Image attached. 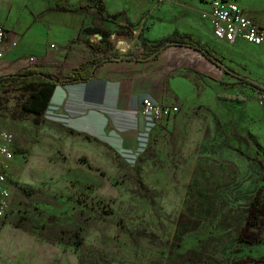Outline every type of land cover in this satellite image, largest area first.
Wrapping results in <instances>:
<instances>
[{
    "label": "rangeland",
    "instance_id": "1",
    "mask_svg": "<svg viewBox=\"0 0 264 264\" xmlns=\"http://www.w3.org/2000/svg\"><path fill=\"white\" fill-rule=\"evenodd\" d=\"M90 1L120 37L130 33L124 18L140 22L155 5L184 12L192 0ZM212 50L264 86V55L241 43ZM242 85L223 78L204 104L179 107L133 164L110 146L40 125L21 111L20 93L0 91V134L14 147L0 264H155L148 253L165 254V264H264V112ZM68 228L80 231V247L54 239Z\"/></svg>",
    "mask_w": 264,
    "mask_h": 264
},
{
    "label": "crops",
    "instance_id": "2",
    "mask_svg": "<svg viewBox=\"0 0 264 264\" xmlns=\"http://www.w3.org/2000/svg\"><path fill=\"white\" fill-rule=\"evenodd\" d=\"M210 1L192 0L190 8L184 12L172 7L152 6L140 22L124 18L120 23H129L131 31L119 37L112 29L114 24L103 21L98 5L90 0H0V28L4 32L0 44L3 53L0 77L26 68L30 58L36 60L39 69L67 75L94 57L112 54L142 57L139 51L143 40L154 41L173 33L191 35L194 41L209 48L223 63L228 61L221 57V53H217L220 56L215 54L213 48L218 51L223 46L230 50L236 43H241L242 48L248 47L252 52L264 55V45H252L242 39L229 45L214 38L208 20L201 18V12L209 9ZM232 1L240 5L246 17L264 27L263 0V4ZM82 2H91L93 6L75 11L56 8L59 4L76 7ZM153 20L155 22L149 26L144 25ZM93 26L106 35L85 31ZM114 41H120V44L116 45ZM229 76L232 75L189 47H167L153 60L105 61L96 68L88 82L56 86L39 122L40 125L51 122L67 137L87 138L110 146L118 153L130 151L136 145L139 106L143 97L160 104L175 105L178 110L179 107L188 109L204 104L207 87H216ZM240 90L253 97L250 85L243 83ZM174 116L158 127L167 126ZM145 257L155 264H165L163 253H148Z\"/></svg>",
    "mask_w": 264,
    "mask_h": 264
},
{
    "label": "trees",
    "instance_id": "3",
    "mask_svg": "<svg viewBox=\"0 0 264 264\" xmlns=\"http://www.w3.org/2000/svg\"><path fill=\"white\" fill-rule=\"evenodd\" d=\"M92 6L93 4L91 2H82L76 7H67V5L59 4L56 8L66 11H75L78 9L85 10L91 8ZM100 9L101 8L97 6L98 13H100ZM85 31L105 34L97 26L88 27L85 29ZM170 46L193 48V50L199 51L202 55L208 58L209 62L224 70L226 74L236 76L240 82L250 85L251 88L264 90L263 85H260L244 76H240L239 73H236L232 68L226 66L225 63L222 62L221 58L216 57L209 50V48H206L200 45L199 42L194 41L191 35H180L178 33H173L172 35L163 38L161 37L154 41L143 40L141 45L142 57L132 54L128 55L127 57H121L113 54L102 58L94 57L86 63L76 67L73 72H70L67 75L51 73L46 69H33L32 67L27 66L19 72L1 76L0 91H16L20 93L22 96V102H20L21 111L23 113H28L35 116L37 118L36 120H38L46 111L47 105L50 102L51 95L56 86L61 84L68 85L79 82H88L92 78L93 72H95L96 68H98L105 61H118L122 59L137 60L138 58L153 60L158 57L160 52ZM10 190L12 195V185L10 186ZM19 191L29 197L34 194L33 190L26 187L19 188ZM258 205L259 203L257 202V198L254 199L250 205L251 214L254 216V221H251L253 226L256 225V221H258L260 218ZM79 232L80 231L76 228L62 229L61 231L59 230L54 233V239L59 243H69L78 248L83 244V238L80 236Z\"/></svg>",
    "mask_w": 264,
    "mask_h": 264
},
{
    "label": "built area",
    "instance_id": "4",
    "mask_svg": "<svg viewBox=\"0 0 264 264\" xmlns=\"http://www.w3.org/2000/svg\"><path fill=\"white\" fill-rule=\"evenodd\" d=\"M201 18L208 20L214 38L223 40L229 45L238 39L257 46L264 45V27L259 26L253 20L243 14L240 5L232 0H212L209 9L201 12ZM4 38V32L0 28V44ZM142 49V48H141ZM0 48V58L2 57ZM141 54V50L139 51ZM142 55V54H141ZM29 66L37 69L36 60L29 59ZM251 94L257 103L264 109V90L251 88ZM143 116L141 129L136 138L133 150H123L120 155L126 162L133 164L140 154H143L148 145L153 130L166 119L177 114L175 105L160 104L149 97H143L139 106ZM13 137L9 132L0 134V227L8 213L11 190L7 177V170L13 159Z\"/></svg>",
    "mask_w": 264,
    "mask_h": 264
},
{
    "label": "water",
    "instance_id": "5",
    "mask_svg": "<svg viewBox=\"0 0 264 264\" xmlns=\"http://www.w3.org/2000/svg\"><path fill=\"white\" fill-rule=\"evenodd\" d=\"M128 55H122L121 57H127ZM256 82V81H255ZM261 85V84H260ZM142 122H143V116L140 114L139 115V129H141L142 126Z\"/></svg>",
    "mask_w": 264,
    "mask_h": 264
}]
</instances>
